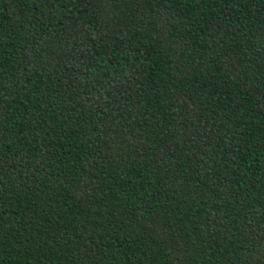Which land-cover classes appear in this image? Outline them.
I'll return each mask as SVG.
<instances>
[{
  "label": "trees",
  "instance_id": "1",
  "mask_svg": "<svg viewBox=\"0 0 264 264\" xmlns=\"http://www.w3.org/2000/svg\"><path fill=\"white\" fill-rule=\"evenodd\" d=\"M0 264H264V0H0Z\"/></svg>",
  "mask_w": 264,
  "mask_h": 264
}]
</instances>
